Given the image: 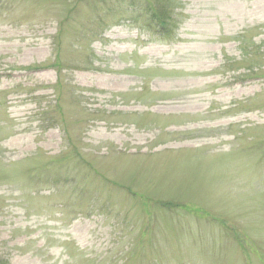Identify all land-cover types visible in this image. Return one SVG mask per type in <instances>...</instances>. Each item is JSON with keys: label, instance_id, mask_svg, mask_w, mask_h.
<instances>
[{"label": "rangeland", "instance_id": "374dc122", "mask_svg": "<svg viewBox=\"0 0 264 264\" xmlns=\"http://www.w3.org/2000/svg\"><path fill=\"white\" fill-rule=\"evenodd\" d=\"M0 264H264V0H0Z\"/></svg>", "mask_w": 264, "mask_h": 264}]
</instances>
